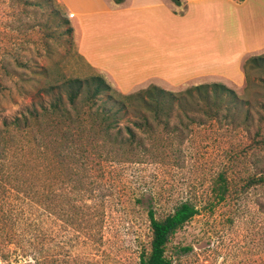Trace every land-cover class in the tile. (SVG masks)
I'll list each match as a JSON object with an SVG mask.
<instances>
[{
    "label": "rangeland",
    "instance_id": "374dc122",
    "mask_svg": "<svg viewBox=\"0 0 264 264\" xmlns=\"http://www.w3.org/2000/svg\"><path fill=\"white\" fill-rule=\"evenodd\" d=\"M56 1L64 10L49 18L58 28L47 50L37 43L39 40L33 31L35 42L29 43V49L0 51V137L7 136L4 160L10 167L0 177V187H19L33 202L45 208L40 226L44 264H138L139 252L148 246L151 237L147 209L153 207L156 216L162 218L182 201L194 203L198 212L170 236L165 252L170 264H264V184L245 187L247 176L264 173V143L254 142L260 138L254 128L258 117H264V71L260 65L248 66L245 62L262 53L244 57L240 80L233 72L224 75L209 72L191 79L119 78L115 71L114 74L91 67L80 53L78 40L83 27L90 23L85 17L83 21L77 17L88 9L85 3L90 0H67L68 5L64 0ZM127 1L115 4L112 0H98V5L109 11H122L129 9ZM167 3L176 14L181 10L169 0ZM46 17V12L38 10L30 19L36 24L44 23ZM4 26L0 23L3 31L0 41H6L4 35L8 34ZM69 26L70 33L66 31ZM16 56H19L18 63L13 61ZM6 61L11 63L7 71L2 68ZM42 67L48 78L58 75L83 78L92 72L100 73L121 94L134 93L149 84L178 91L199 83L221 82L232 88L236 93L234 99L239 100L222 102L215 109L212 105L204 106V102L196 106L192 103L198 111L188 114L201 118L196 122L189 120L185 113L173 114L169 127L176 125L180 130L170 129L168 147L159 145L155 150L152 140H159L163 133L137 127L143 113L147 117L151 114L138 111L134 103L125 102L122 109L115 111V117H119L109 129L117 136L113 147L99 135L98 152L76 154L70 160L65 155L67 150L63 149L60 153L64 157L58 158L36 145L31 140L32 133L45 134L49 139L53 135L49 133L58 128L60 133L65 132L71 120L76 121L75 113L84 108V102L81 98L70 102L64 87L40 90L47 79L39 71ZM116 98L99 97L90 109L94 112L114 107L115 110L116 104H120ZM53 104L59 105L60 111L52 118L64 119L57 127L51 126L47 115L42 116ZM231 107L236 108L235 113ZM32 110L36 121L29 120L22 134L15 132L14 121L23 115L28 118ZM211 113L216 116L213 121L207 119ZM128 128L134 134L130 140ZM74 129L71 126L67 134L73 136ZM262 133L264 138V128ZM94 141L92 138V146ZM144 148L152 152L135 156L134 161L116 160L120 155L133 158L135 151L143 154ZM45 167L49 169L46 176L42 173ZM22 168L27 170L25 177ZM77 170L91 176L88 180L97 184L89 192L94 194L88 195V188L82 187L88 181L82 180L75 173ZM221 171L229 179L230 190L223 202L211 206L210 187ZM26 263L35 264L31 260Z\"/></svg>",
    "mask_w": 264,
    "mask_h": 264
},
{
    "label": "trees",
    "instance_id": "16d2710c",
    "mask_svg": "<svg viewBox=\"0 0 264 264\" xmlns=\"http://www.w3.org/2000/svg\"><path fill=\"white\" fill-rule=\"evenodd\" d=\"M115 4H120L124 0H112ZM175 6L181 7L179 14L183 13L182 0H170ZM47 13L46 21L44 23H32L30 16L35 15L37 12ZM63 6L56 0H0V23L5 24L4 29L6 41H0V51L8 52L14 50L21 52L29 49V43L33 41V31H35L38 42L47 50L49 42L55 38V32L58 25L54 27L50 22V16L63 13ZM66 23H69L68 19H65ZM14 23H16L14 25ZM66 31L70 33L72 31L69 26ZM3 32L0 30V33ZM11 40H15L13 43ZM36 44V43H35ZM16 53V52H15ZM19 56L13 57V61H17ZM248 66L252 64L260 65L261 70L264 71V53L251 56L246 61ZM256 63V64H254ZM11 64L9 61L2 63V68L7 71V66ZM43 68V67H42ZM39 69L43 76H46V82L40 88V90L52 91L55 88L64 87L70 102H73L81 98L84 102L83 109L76 111V121L72 119L68 129L65 132L60 133V128L56 132L49 134V139L46 135L41 134L37 136L32 133L31 140L36 142V145L45 148L48 154H53L55 157H64L60 153L63 149H66L65 155L72 158L78 154L83 156L84 154H93L98 152L99 143L97 139L99 135L104 137V140L113 147L115 143L116 135L110 133L111 125L115 117V111L123 108L125 102H131L136 105L138 111H146L151 114L150 116L143 115L140 117V123H136V126L141 128L142 131L150 130L153 132L163 133L159 140H152V147L155 150L159 145L167 148V143L171 141V136L168 132H178V126L173 125L169 127V120L173 114L185 113L191 121H200L199 116H190L192 112L195 113L198 109H194L192 103L195 102V106L201 102H204V106L212 105L213 108L220 107L222 102L238 101L236 93L232 88L226 86L221 82L213 83H199L190 85L183 90L173 91L165 89L158 85L149 84L147 87L140 89L131 94H121L116 92V89L106 81L105 77L100 73L92 72L86 77H73L64 78L57 76L55 78H48V73L45 72V68ZM245 68V65H244ZM246 72V70L244 69ZM248 76V74L246 75ZM264 83V78H262ZM61 83L59 87L55 85ZM115 92V95H114ZM104 95L117 98L116 109L110 107L103 110L92 111L90 108L92 104H95V100ZM119 96V97H118ZM233 96V97H232ZM59 99V98H58ZM60 100V99H59ZM102 104L105 105V102ZM236 111L235 107H231ZM203 109V108H202ZM60 111V107L57 104L50 106L48 110L42 115H47L48 122L51 121V126L57 127L62 123L64 119L57 117L52 118L53 114H57ZM189 113V114H188ZM233 113V114H234ZM196 114V113H195ZM216 114V113H214ZM247 114V112H246ZM22 118H17L14 121V125L17 126L15 132L22 134L28 126L29 120L36 121V115L32 111L29 113V117L23 115ZM216 116L212 113L208 116L209 121H213ZM247 117V116H245ZM258 124L255 135L260 136L258 139H254L256 144L264 143L262 130L264 128V117L260 115L258 117ZM182 119L179 118V121ZM77 122V125L74 123ZM113 122V123H112ZM112 123V124H111ZM71 126L75 129L72 134L70 132ZM41 131V130H40ZM128 140L130 136H134L132 131L128 128ZM9 134H14L12 131H6ZM7 136L2 134L0 137V177L3 176L8 170L9 166L5 163V155H7V147L4 145L7 140ZM92 138H95L93 147ZM61 139V140H60ZM60 140V141H59ZM165 143V145H164ZM143 154L140 152H132V157L127 155H120L117 161H134L135 156L151 153L152 150L144 148ZM155 153V152H154ZM100 156V155H99ZM50 157V156H49ZM51 158V157H50ZM50 160V159H49ZM63 159H61L62 161ZM62 163V162H61ZM60 163V164H61ZM26 166V165H24ZM28 167V166H27ZM49 169L45 167L43 174L46 176ZM23 176L27 174V170L22 168ZM80 174L82 180L88 182L82 187L88 188V195L93 191L94 181L88 180L91 176H85L80 171H75ZM40 178V177H39ZM41 179V178H40ZM264 184V173H255L247 176L245 180V187L257 186ZM95 186L97 184H94ZM86 188V189H87ZM85 189V191H86ZM230 190V182L225 172L221 171L217 174V178L213 181L210 191L212 199L208 202L211 206L223 202ZM104 191V189H103ZM98 191L102 196H108L106 192ZM101 196V197H102ZM45 208L38 203L33 202L30 197L24 194V191L17 188L6 189L0 187V264H25L27 260L34 261L35 264H44V251H43V236L42 233L43 220L41 219ZM198 209L196 205L190 201H182L175 206L174 210L165 215L162 218L156 216V212L153 207L147 209V218L149 222V230L151 237L148 246L141 248L138 255V264H170L169 258L166 256V245L169 238L179 228H181L187 221H189ZM38 234V235H36ZM43 234V233H42ZM32 238H38L36 242L32 241ZM27 264V263H26Z\"/></svg>",
    "mask_w": 264,
    "mask_h": 264
},
{
    "label": "crops",
    "instance_id": "0c3cea01",
    "mask_svg": "<svg viewBox=\"0 0 264 264\" xmlns=\"http://www.w3.org/2000/svg\"><path fill=\"white\" fill-rule=\"evenodd\" d=\"M167 2L129 0V9L109 11L88 1L76 16L90 23L80 53L91 67L141 81L209 72L240 80L244 57L264 52V0H182L181 14Z\"/></svg>",
    "mask_w": 264,
    "mask_h": 264
}]
</instances>
